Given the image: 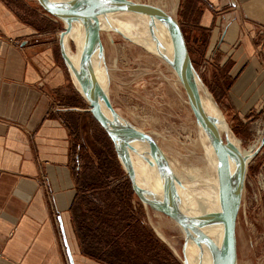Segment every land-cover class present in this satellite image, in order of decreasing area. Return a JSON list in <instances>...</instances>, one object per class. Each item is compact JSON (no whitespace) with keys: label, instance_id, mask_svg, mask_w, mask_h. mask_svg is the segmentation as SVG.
<instances>
[{"label":"crops","instance_id":"obj_1","mask_svg":"<svg viewBox=\"0 0 264 264\" xmlns=\"http://www.w3.org/2000/svg\"><path fill=\"white\" fill-rule=\"evenodd\" d=\"M181 1L224 109L262 119L264 0ZM62 29L34 0H0V264H69L67 249L73 264H170L67 69Z\"/></svg>","mask_w":264,"mask_h":264},{"label":"water","instance_id":"obj_2","mask_svg":"<svg viewBox=\"0 0 264 264\" xmlns=\"http://www.w3.org/2000/svg\"><path fill=\"white\" fill-rule=\"evenodd\" d=\"M34 1L63 23L58 41L64 62L92 116L110 137L137 199L146 209L171 218L184 229L186 242L190 238L197 248L196 235H205L199 246V260L195 263L184 243L183 264H237V218L247 166L253 153L243 154L223 134L225 122L221 114L211 111L202 94L204 85L193 66L181 25L173 12L159 0ZM121 16L142 22L143 32L139 27L124 29L118 22ZM106 28L157 56L174 74L193 114L204 150L220 180V197L214 213L194 212L197 211L195 203L183 193L181 181L153 134L132 124L113 107L104 82L99 79V70L105 67L101 31ZM73 30L77 38L73 40L75 50L71 53L66 42ZM135 157H140L146 164L150 158H157L153 175L161 185H151L156 179L154 176L143 180ZM214 225L220 229L217 239V231H208L209 226ZM67 257L69 264H73L68 249Z\"/></svg>","mask_w":264,"mask_h":264},{"label":"rangeland","instance_id":"obj_3","mask_svg":"<svg viewBox=\"0 0 264 264\" xmlns=\"http://www.w3.org/2000/svg\"><path fill=\"white\" fill-rule=\"evenodd\" d=\"M159 1L166 3L164 5L173 12L181 25L193 66L204 85L202 94L210 104L211 111L221 114L225 122L223 134L229 139H239L242 148L249 149L255 145L253 157L247 166L237 218V264H264V116L257 122L244 123L224 109L220 101L223 89L215 86L217 75L211 70L209 54L205 55L204 41L201 40L203 36H192L188 24L181 23L185 10L181 9L182 1ZM42 13L53 17L44 10ZM120 18L118 22L123 26L131 30L139 27L143 32L139 20L133 21L129 16ZM57 20L62 29L63 23ZM101 39L107 68L104 85L113 107L132 124L153 134L179 174L188 167L200 165L204 147L193 114L174 74L157 56L119 33L102 30ZM66 45L71 53L74 52L75 44L71 38H68ZM135 159L140 167L145 164L140 157ZM122 174L126 185L130 187L124 169ZM137 207L139 219L144 221L143 225L148 223L149 233L153 234L155 255L170 264H183L184 243L180 227L160 212L151 209L145 211L139 200ZM150 226H153L152 232ZM187 252L191 261L195 263L199 260L201 251L195 257L196 261L192 251L187 248Z\"/></svg>","mask_w":264,"mask_h":264},{"label":"bare ground","instance_id":"obj_4","mask_svg":"<svg viewBox=\"0 0 264 264\" xmlns=\"http://www.w3.org/2000/svg\"><path fill=\"white\" fill-rule=\"evenodd\" d=\"M164 4H166L164 2ZM123 26V25H122ZM105 28V27H104ZM123 28H127L125 26H123ZM131 30V28H127V30ZM104 30H108L109 29H104ZM69 38H71L72 40L76 39L77 38V33L75 30L72 31V33L69 35ZM106 67H103V68H100L99 70V79L102 81V82H105V76H106ZM105 70V71H104ZM178 84V83H177ZM208 103V102H207ZM231 139V138H230ZM240 149H241V152L243 154H251L252 153V150L254 148V144L253 146H250L249 149H245V148H242L240 147V140L235 138V139H231ZM159 141V140H158ZM191 142V141H190ZM200 142L202 144V146L204 147L203 145V142H202V139L200 138ZM242 144V143H241ZM257 144V143H256ZM196 148V147H195ZM207 155V154H206ZM208 156V155H207ZM208 158V157H207ZM156 161H157V158L156 159H153V158H150L149 159V163H145L142 167H140V174L141 176L144 178L143 180L147 179V178H150L152 179V176H154V169L156 167ZM172 162V161H171ZM171 167L173 169V172L174 174L178 177V179L181 181V184H182V190H183V193L188 196L187 199L193 203H195V206H196V210L197 211H194V212H197V213H201V212H206V211H209V210H213L215 204L218 203V197H210L208 200L206 201H199L197 199V197L195 196V194L191 191V184L190 182H192L194 179L200 177V176H205L206 175V171L203 170L201 167H193V168H187L185 169L184 171H182L180 174L179 172L173 167V165L171 164ZM177 168V167H176ZM203 170V171H202ZM203 172V173H202ZM153 178H156V176H154ZM209 182V181H208ZM151 185H161V181L159 179H155V180H152L151 182ZM197 186V185H196ZM218 196V195H217ZM212 200V201H211ZM157 213V212H156ZM207 213V212H206ZM212 214V212H211ZM212 231H217V235H215V239H217L219 237V231L220 229L218 228V226H209L208 228V231L211 232ZM208 232V233H209ZM187 244V247L188 249H190L192 251V253L194 254L193 256V259L194 261L195 260V257L197 256V254L199 253V249L195 246V242L193 241H189L188 243L186 242ZM191 259V258H190Z\"/></svg>","mask_w":264,"mask_h":264},{"label":"flooded vegetation","instance_id":"obj_5","mask_svg":"<svg viewBox=\"0 0 264 264\" xmlns=\"http://www.w3.org/2000/svg\"><path fill=\"white\" fill-rule=\"evenodd\" d=\"M202 150H203L202 157L199 159L201 164L200 165H194V166H191V167H188V168L201 167L207 173H206L205 176H200V177L194 179L192 182H190V184H191V188L190 189L195 194V196L197 197V199L199 201L200 200L201 201H206L211 196L212 197H215V196L218 197V201H219V197H220V180H219V177L217 175L216 169H215L212 161L206 155L205 150L204 149H202ZM217 207H218V203L215 204L213 210L206 211L207 214H211V212L214 213L216 211ZM202 230H203V233L206 234V232L204 231L203 228H202ZM180 232H181V237H182V243H185L186 242V238H185L184 229L180 228ZM196 237H197V240H198V249H199V246L203 243V240L206 237H205V235H201V234H197ZM189 241H192V240L189 238V239H187V243ZM181 249H182V247H181Z\"/></svg>","mask_w":264,"mask_h":264}]
</instances>
